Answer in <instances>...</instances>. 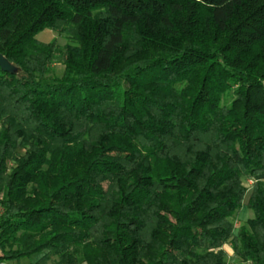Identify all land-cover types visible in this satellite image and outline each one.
Returning <instances> with one entry per match:
<instances>
[{
	"label": "trees",
	"instance_id": "1",
	"mask_svg": "<svg viewBox=\"0 0 264 264\" xmlns=\"http://www.w3.org/2000/svg\"><path fill=\"white\" fill-rule=\"evenodd\" d=\"M0 54V262L264 264V0H0Z\"/></svg>",
	"mask_w": 264,
	"mask_h": 264
},
{
	"label": "rangeland",
	"instance_id": "2",
	"mask_svg": "<svg viewBox=\"0 0 264 264\" xmlns=\"http://www.w3.org/2000/svg\"><path fill=\"white\" fill-rule=\"evenodd\" d=\"M36 38L44 43L50 42L52 39H56V52L55 56L52 62V65L50 66L51 70L53 71L54 75L60 76L64 67L61 63V57L63 54V47L69 42V39L64 35H59L53 31L50 30H44L40 32ZM21 154V151L19 152ZM260 178H263L264 175ZM256 178H246L243 180V185L247 188V195L244 201V204H246L247 197L250 192L251 185L253 182H255ZM252 217V212L249 210H246L245 208L236 216L235 218V233L237 234L239 232V229L243 227L248 219ZM224 250L227 254L226 260L227 264H238L235 260L236 257L233 256L231 249L229 247V244H226L224 246ZM39 257L37 255H33L30 258H26L22 260V263L19 264H35Z\"/></svg>",
	"mask_w": 264,
	"mask_h": 264
},
{
	"label": "water",
	"instance_id": "3",
	"mask_svg": "<svg viewBox=\"0 0 264 264\" xmlns=\"http://www.w3.org/2000/svg\"><path fill=\"white\" fill-rule=\"evenodd\" d=\"M0 68L3 71L13 72L12 65L0 54Z\"/></svg>",
	"mask_w": 264,
	"mask_h": 264
},
{
	"label": "built area",
	"instance_id": "4",
	"mask_svg": "<svg viewBox=\"0 0 264 264\" xmlns=\"http://www.w3.org/2000/svg\"><path fill=\"white\" fill-rule=\"evenodd\" d=\"M0 264H11V263H4V262H0Z\"/></svg>",
	"mask_w": 264,
	"mask_h": 264
}]
</instances>
